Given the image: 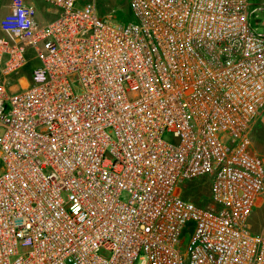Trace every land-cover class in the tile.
Masks as SVG:
<instances>
[{
    "label": "built area",
    "instance_id": "2783aa9c",
    "mask_svg": "<svg viewBox=\"0 0 264 264\" xmlns=\"http://www.w3.org/2000/svg\"><path fill=\"white\" fill-rule=\"evenodd\" d=\"M131 12L0 0V264H264V2Z\"/></svg>",
    "mask_w": 264,
    "mask_h": 264
},
{
    "label": "rangeland",
    "instance_id": "374dc122",
    "mask_svg": "<svg viewBox=\"0 0 264 264\" xmlns=\"http://www.w3.org/2000/svg\"><path fill=\"white\" fill-rule=\"evenodd\" d=\"M5 2L7 0H4ZM82 3H87L94 1L98 14L103 19L113 20L115 22H126L131 19V0H80ZM252 3H259V1L263 0H250ZM11 10L8 8H3L1 10V15H6ZM256 17L252 16L251 23L254 27L256 25ZM258 19H262V15L259 16ZM40 21V20H39ZM258 30L262 31L264 28L259 26ZM39 63L38 60L32 62V64ZM31 64V66H32ZM260 120H262L260 122ZM260 120L258 121V125L255 127V136H254V144H256L257 148L261 153H264V113L262 114ZM259 126V127H258ZM203 193H208V190L203 191ZM125 198V197H124ZM253 228L255 231L264 233V196L258 202V206L255 209L253 220H252Z\"/></svg>",
    "mask_w": 264,
    "mask_h": 264
},
{
    "label": "trees",
    "instance_id": "16d2710c",
    "mask_svg": "<svg viewBox=\"0 0 264 264\" xmlns=\"http://www.w3.org/2000/svg\"><path fill=\"white\" fill-rule=\"evenodd\" d=\"M203 180L187 181L183 184V195L194 200L196 203L203 205L207 199V193H203L206 190V186L203 185Z\"/></svg>",
    "mask_w": 264,
    "mask_h": 264
},
{
    "label": "crops",
    "instance_id": "0c3cea01",
    "mask_svg": "<svg viewBox=\"0 0 264 264\" xmlns=\"http://www.w3.org/2000/svg\"><path fill=\"white\" fill-rule=\"evenodd\" d=\"M259 2H264V0L263 1H259ZM41 5V4H40ZM262 120H260V122H261ZM259 124V123H258ZM257 124V125H258ZM259 127V126H258ZM254 136H255V131H254ZM254 139V138H253ZM254 147H255V149H256V151L257 152H259L260 154H262V155H264V153H261L260 151H259V149L257 148V146H256V144H254Z\"/></svg>",
    "mask_w": 264,
    "mask_h": 264
}]
</instances>
